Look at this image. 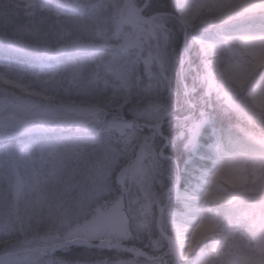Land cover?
<instances>
[{
  "label": "snow or ice",
  "instance_id": "snow-or-ice-1",
  "mask_svg": "<svg viewBox=\"0 0 264 264\" xmlns=\"http://www.w3.org/2000/svg\"><path fill=\"white\" fill-rule=\"evenodd\" d=\"M258 20L264 0H0V138L27 137L0 149V264H264Z\"/></svg>",
  "mask_w": 264,
  "mask_h": 264
},
{
  "label": "clouds",
  "instance_id": "clouds-1",
  "mask_svg": "<svg viewBox=\"0 0 264 264\" xmlns=\"http://www.w3.org/2000/svg\"><path fill=\"white\" fill-rule=\"evenodd\" d=\"M256 23L258 26H264V20H258ZM243 208L252 213V221L255 228L260 232H264V197L245 203Z\"/></svg>",
  "mask_w": 264,
  "mask_h": 264
},
{
  "label": "rangeland",
  "instance_id": "rangeland-1",
  "mask_svg": "<svg viewBox=\"0 0 264 264\" xmlns=\"http://www.w3.org/2000/svg\"><path fill=\"white\" fill-rule=\"evenodd\" d=\"M242 127L245 128V127H247V125L244 123V125H242ZM257 131H259V130L257 129ZM73 132H74V130H68V131H66L65 134H68V133L71 134L70 136L66 135V136L69 137V138L66 139V140H70L71 143H70V144H66V143H65L66 140H65V141L63 142V144H62V150L71 147V145H72V133H73ZM26 139H27V137H25V136H21V137H10V138H0L1 141H5V142H6L5 144H3L4 146H5V145H8V146L18 145V144H20L23 140H26ZM4 146H3V147H4ZM3 147L1 146L0 149H2ZM0 185H3L4 187H7V185H6V183L4 182V179H3L2 176H0ZM212 203L215 204V203H217V202H212ZM177 207H178L177 204H173V208H174V209L177 208Z\"/></svg>",
  "mask_w": 264,
  "mask_h": 264
},
{
  "label": "trees",
  "instance_id": "trees-1",
  "mask_svg": "<svg viewBox=\"0 0 264 264\" xmlns=\"http://www.w3.org/2000/svg\"><path fill=\"white\" fill-rule=\"evenodd\" d=\"M180 42L182 43V38H181V41H180ZM71 99H73V100H77V99H79V98L76 97L75 95H73V96L71 97ZM237 123H238V121L236 120L235 117H233V118L231 119V124L234 125V124H237ZM242 125H244V123H239V127L243 128ZM65 135L70 136L71 134L68 133V134H65ZM5 143H6L5 141H1V140H0V148H1V146L3 147V146H4L3 144H5ZM65 143H66V144H70L71 141H70V140H66ZM177 155H179V151L177 152ZM45 214H46V213H45ZM82 251H83L82 249L77 248V249H76V254L79 255ZM59 255L63 256L64 254H63V253H59Z\"/></svg>",
  "mask_w": 264,
  "mask_h": 264
}]
</instances>
